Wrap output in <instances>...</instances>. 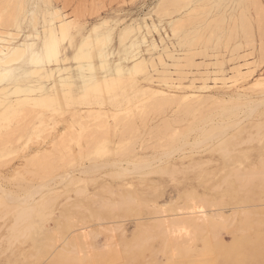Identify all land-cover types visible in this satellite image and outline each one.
I'll return each mask as SVG.
<instances>
[{"label": "bare ground", "instance_id": "obj_1", "mask_svg": "<svg viewBox=\"0 0 264 264\" xmlns=\"http://www.w3.org/2000/svg\"><path fill=\"white\" fill-rule=\"evenodd\" d=\"M182 1L187 2L185 12L178 9L175 13H169L163 9L166 3L176 5V3ZM157 2L154 9H156L158 25L165 23V28L168 29L170 35L163 28L165 37L159 36L160 45L151 40L149 45L143 47V52L148 57L150 56L149 63L142 56H138V52L133 53L128 58L131 63L130 67L125 66L123 68L120 63H117L115 69L112 70L117 77L112 79L111 74L106 72L103 80L98 81L93 80V77L85 78L81 76L79 78V75L74 76L71 70L66 67L51 68L60 64L61 48L64 43H67L65 41L69 31L74 26V20L66 18L67 16L62 13L61 9L53 5L52 0H0V166L3 167L2 165L8 161L5 159L24 151L23 148H26L29 143L39 141L43 144L51 139L50 148H38L32 155H27L24 164L11 171L13 176L0 175L1 213L3 218L8 214L13 215L12 223L10 226H6L7 232L3 235L4 237L1 236V240L6 241V248H15L16 245L22 244L28 238L34 236L36 243L24 255L26 262L32 260V264L37 263L49 252L50 254L47 256L50 262L46 264H96L98 260L102 264H107L102 250L105 251L107 248L110 250L112 247L108 242L112 241H106L110 248L106 245V248L104 247L105 249L102 248L101 250L102 254L100 252L95 254L92 250L93 253L91 252L92 254L87 257L78 243V241L87 240L90 237L89 233L81 231L80 226L85 224L84 219L82 221L78 220L73 213L64 218L66 222L64 225L67 230L78 228L76 229L77 233L73 235L70 242H64L66 235L64 237L63 227L59 224V221L55 220V225H53L56 228L55 230L46 227V220L48 216L52 215V207L55 201L57 202V199L61 198V193L58 194L55 193V190H51L53 185L63 183L67 187L80 186L87 180L85 179L86 176L88 181L93 183V175L96 176V172L107 168L117 169L122 174L144 173V169L147 173V167L154 163L155 156L145 159L144 153L138 152L139 150L136 151V142H140V140L148 142L146 146L140 147L145 149L150 148L149 145L152 144L163 148V143L172 141L177 144V147L172 149L175 154L176 150L179 151L187 146L195 148L212 141L225 144L230 140L226 137L227 131L239 127V124L243 125V123H240L242 121H240V117L249 120L251 117L255 119L254 116L261 115L264 112V75L255 79L247 90L242 89L244 91H240L239 89V92L228 97L207 93L218 82L226 86L228 82L245 81L253 77L255 67L263 64L264 12L262 10L264 9L261 8L258 0H158ZM192 4L195 5L193 9L190 6ZM249 6L254 8L255 20L250 18L247 13ZM145 20L143 19V22L145 23L147 35L151 36L154 32L158 34V25L152 21L148 24ZM136 24L138 25V23ZM137 25H135L136 27L131 24L126 25L125 29L128 27L130 37L131 33H137V31L140 33L141 27ZM122 29L119 31H122ZM127 36L125 35V37ZM89 39L86 35L76 48V52L80 53L82 48L88 47ZM142 40L144 41V36H142ZM138 44H131L136 46L134 50L140 48ZM140 44L142 45V43ZM158 50L160 51L158 52ZM226 54L229 55V59H227ZM154 55H156L157 63L153 62L155 61V57L153 59ZM195 57L201 58L196 60ZM84 59V54L77 55L74 53L71 60ZM25 65L30 68L18 72V74L14 73V66L22 67ZM227 65L228 71L225 68ZM47 67H50V69H46ZM40 72L42 74H39ZM59 72H62L63 76L52 80L48 84L38 83L36 85V80L31 81L35 83L33 86L26 88L18 84L22 81L20 76L23 77L27 73L51 79L50 77H54ZM125 76H137L145 84L138 91L139 94L124 101L125 108H92V105L86 111L81 109V112H83L77 116L79 128L76 129L70 125L69 130L61 133L58 138L53 137L55 126L58 123L50 122L52 121L51 116L56 115L55 112L68 109L64 108L62 110L63 106L61 107L58 104L59 93L67 99L65 103L74 104L75 99L73 97L79 94L72 89L73 86H76V82L82 81V92L85 95L89 93L88 91H98L100 84L104 85L105 93H108L112 89V85L123 83L122 79ZM230 86L231 84L225 88L230 89ZM20 94L21 97L18 99L8 100L11 95L20 96ZM73 110L76 111L77 107L70 108L69 111ZM257 124L259 123L257 122ZM111 133L112 139L109 136ZM190 135H194L192 141H189ZM72 145L77 146V155L70 149ZM209 145L211 147L212 143L205 145V147H209ZM167 150L163 149V153L159 154L160 157L163 155V158H168L171 152H165ZM213 152L215 151L213 150ZM160 157L156 161L161 162L162 158ZM103 158L105 160H102ZM194 162H192V165H194ZM159 164L161 166V163ZM123 165H126V167ZM255 165L251 169L234 171L237 172L234 174L236 180L239 183L242 182L240 188L244 189L254 184L253 182L257 178L264 179V159L259 161L258 167ZM158 170L160 169L158 168ZM74 171H77L78 175L73 174ZM150 172H153V170H150ZM113 173L110 174L113 176ZM12 180L15 186L14 190L7 188L6 185ZM148 184L152 185L151 183ZM233 186L232 188H234ZM109 187L102 184L98 190H101V193L105 191L110 194L111 189ZM121 189L123 190V188ZM130 189L132 191V188ZM74 191L76 200L70 208L77 211H81L80 209L89 211L90 218L96 220H101L102 217L106 216H118L122 212L129 213L132 207H136L134 209L140 212V206L146 202V200L145 202L142 201V195L139 198L138 195L116 192L117 200L112 202L109 199L98 198V196L91 199L84 187L76 188ZM182 196V204L176 207L178 211L182 212L178 216L155 217L151 225H147L148 223L140 224L141 228L137 225L141 231L131 239V243H127V240L120 235L121 238L116 243L122 245V249L120 250L121 247H119L116 251H113L116 246L113 245L114 249L105 251V254L114 255L111 262H115L114 264H132L135 257L140 256L139 253L141 252L139 251H148L147 249L151 245H147V243L156 239L160 241L161 246H159L161 251L158 250V252L172 258L170 261L166 260L164 264H249L253 260L256 261L252 257L254 253L248 251L246 246L251 244L257 248H264V223L255 224V220L252 221L250 215H246V213L245 215L241 213V217L237 213L239 218L233 220V222L228 221L216 210L204 211L214 207V201L210 202L212 199L208 201L199 195H197L199 197H194L192 193ZM66 197L64 200L69 199L68 196ZM77 198L80 199L79 202ZM86 202V206L91 204L95 206V209L88 210V207L85 206ZM151 202L149 201V204ZM125 207H128L129 210ZM153 208L155 213L162 214L163 209ZM134 209H132V212L135 211ZM253 224L255 225L253 226ZM227 225H230L229 229L223 230L222 227L227 228ZM219 228L226 235L229 231L231 235L230 242L227 241L229 244H224L225 242L220 238L221 236L216 231ZM117 229L122 230L118 226L112 228L115 232ZM209 232H211V237ZM208 235L209 237H207ZM58 237L60 238L58 239ZM63 237L64 239H62ZM59 241L68 248L60 247ZM192 241L201 242L202 252H195L194 246L191 245ZM135 249L136 251H134ZM149 249L151 248L149 247ZM145 252L142 254H145ZM231 253H233V256H231ZM155 254L153 253V257ZM158 254L156 257H158ZM136 260L138 261L137 258ZM252 263L254 264V262Z\"/></svg>", "mask_w": 264, "mask_h": 264}, {"label": "rangeland", "instance_id": "obj_2", "mask_svg": "<svg viewBox=\"0 0 264 264\" xmlns=\"http://www.w3.org/2000/svg\"><path fill=\"white\" fill-rule=\"evenodd\" d=\"M157 1L158 0H56V2H55V0H52L53 5H55L59 9H61L62 13L67 16L66 18H68V19L72 18L74 20V26L69 31V35L65 41L67 43H64L63 47L61 48V54H60V60L61 61L59 62L60 64H57L56 67L52 66L51 68L55 69L57 67H59V68H65L66 67V68H69L71 70V73L74 76L79 75L80 76L79 78H81V76H84L85 78L93 77V80L102 81L103 77L106 75V72H108V74H111L112 79L117 77L116 73L112 72V70L115 69L114 67L117 63H120L123 68L125 66L130 67L131 63H130V60L128 58L133 53L135 54L138 52L137 53L138 56L139 55L142 56V58H144V60H146L149 63V61H150L149 57L150 56L148 57V55L143 52V49H144L143 47H145V45H149L151 40H154V42L157 45H160L159 44L160 37H165V32L163 31V28H165V23L158 25L159 23H158L156 13H155L156 9H154L155 5L158 3ZM258 2L260 4L261 8L264 9V0H258ZM164 6L165 7L163 9H165V11H167L169 13H175L178 9H180L181 12H185V10L187 8V2L182 1L180 3H176V5H174V3H166ZM190 6L192 9L195 8V5H193V4ZM226 9L228 10V8H226ZM262 11L264 12V10H262ZM247 13L249 14L250 18L255 20L254 19L255 18V11H254L253 7L249 6ZM143 19L144 20L146 19L145 22L148 24H150V22L152 21L154 24L158 25V27H157L158 34L154 32L155 34L152 33L151 36H148L147 32H146V28H145V23L143 22ZM135 20H136V22H135ZM136 23H138V25ZM129 24H131L132 26L137 25V26L141 27L140 33H138V31H137L138 34L136 32H134L133 34L131 33V37H130V34H129L130 31L127 30L128 27L125 29L126 25H129ZM121 28H123L122 31H119ZM124 30H126V31L123 33ZM165 31L168 33V35H170V32L168 31V29L165 28ZM23 34H24V32H23ZM86 35H88V37L90 38L89 39L90 43H89L88 47L86 46V47L82 48L81 49L82 51L80 53L76 52V48L80 45V43L83 41V39ZM125 35L126 36L128 35V36L125 37ZM133 35H135L137 38H134L135 36H133ZM142 36H144V41L146 40L145 42L142 40ZM139 41H141V42H139ZM136 43H139L138 46H140L141 49L139 48L137 50H134L136 46H133V45ZM140 43H142V45H144V46H142ZM131 44H133V45H131ZM159 51L160 50H158V52ZM239 52H241V51H239ZM242 52H243V50H242ZM74 53H76L77 55H80L81 53L84 54L85 59L72 61L71 59H72ZM107 53H108V55H107ZM70 54H71V56H70ZM228 56L229 55H227V59H229ZM154 57H155V61H153V62L157 63L156 55L153 56V59H154ZM200 58L201 57H195L196 60H199ZM248 58H250V57H248ZM87 60H89V61H87ZM125 60H127V61H125ZM106 64H108V66H106ZM87 65H89V66H87ZM78 67H80V68H78ZM29 68L30 67L27 65L22 66V67H20V66L15 67L14 66V73L18 74V72H22V71L29 69ZM225 68L228 71V65L225 66ZM46 69H50V67H47ZM39 74H42V73L40 72ZM253 74H254L253 77H250V78L246 79L245 81L240 80L237 82L232 81V83L228 82L229 84L227 83L226 86L218 82V83H216V85H213V87L209 91H207V93L215 94V95H222V96L228 97L229 95H232L236 92H239V89H240V91L247 90L249 85H251V83L255 79H257L261 75H264V61H263V64H260L258 67H255ZM61 76H63V73L59 72V73H56L54 77H50L51 79H48V78H44V77H39V75L34 76V75L27 73L23 77L20 76V78H22L20 80H22V81L19 82L18 84H20V86H23L24 88L29 87L31 85L33 86L35 83H33L31 81H35V80H36L35 81L36 85L38 83L48 84V83L52 82V80L57 79L58 77H61ZM122 80H123V83L121 82L120 84L118 83L117 85H112V89L110 91H108V93H105L106 90H105L104 85L100 84L98 86L99 87L98 91H88L89 93L87 95H85V93L82 92V90H83L82 89L83 88L82 81H80V82L78 81L75 83L76 86H73V88H72V89L76 90L77 93H79V94H77L78 96L75 95L73 97V99H75L74 104L65 103L67 101V99L64 98L63 94L61 95L59 93L60 97H59V100L57 101V102H59L58 104L61 107L63 106L62 110H64V108L65 109L68 108V109L66 111L55 112L56 115L52 113L53 114L51 116L52 121H50V122H52V123L54 122V124L58 123L55 126L56 129L54 130L55 134L53 137L55 139L58 138L61 133L69 130L70 125L74 126L76 129H78L79 125L77 124V120H78L77 116L83 112V111L81 112V109L86 111V109L91 108L92 105H93L92 108L93 107L94 108L114 107V108H118V109L119 108L120 109L125 108L126 104L124 103V101L127 99H132V97L139 94L138 91H140V89L145 85L143 82H141V80H139V78L137 76H132V77L131 76H125ZM230 84H231V86L229 87L230 89H226ZM79 85H80V87H79ZM242 89H244V90H242ZM109 93H111V94H109ZM79 95H81L82 97ZM19 97H21V94H20V96L11 95V97L8 100H15V99H18ZM98 98H99V100H98ZM80 99H81V101H80ZM8 100H6V102H8ZM77 103H79V104H77ZM75 104H77V105H75ZM133 104H135V103H133ZM76 107H77L76 111L75 110H73L71 112L69 111L70 108H76ZM263 114H264V112H262L261 115L259 114L260 117H259V115L254 116V118L256 117L255 118L256 120L253 119V117H251L250 120L248 118H246L247 119L246 120L245 118L240 117L239 118L240 121L242 120L240 123H243V125L239 124V127L241 129L237 126L238 128L234 127L231 130H228L230 132L227 131L226 137L230 139L229 141H227L225 144L220 143L218 141H216V142L212 141L210 143H204L205 145L212 143L211 147H210V145H209V147L206 146V147H208L207 149H206L205 145L203 146V144L200 146H197L195 148H193V147L191 148V147L187 146L185 148L184 147L181 148V150H179L180 153H178L179 151L176 150V154H175V151L172 152V149L174 147H177V144L173 143L172 141H168V143L167 142L163 143L162 144V145H164L163 148H161V146L159 147V146L152 144V145H149L150 148H145V149H141L140 147L146 146V143H148V142H142V140H140V142L139 141L136 142V144H135L136 151L139 150L138 152L144 153L145 159H150V158H153V156H155L154 158L156 161V159L157 158L159 159L160 155L163 153V149L164 150L168 149L165 152H171V155L168 158H165V157L163 158L162 157L163 155H162L160 157V158H162L161 162H158V161H156V163H155V161H154V163L152 162L153 164H151L150 167H147L148 169L146 168L148 170V171L146 170L147 173L145 172V169H144V173H142V172L138 173L137 172L138 174H136V173H128V174L124 173V174H122V173H119L117 171V169H114V168L113 169L112 168L106 169L105 168L106 170L101 169L98 172H96V174H95L96 176L93 175L92 178L94 180L93 183H95L94 185L92 182L88 181L87 176L85 178V179H87L85 181V183L80 185V186H75V187L74 186H68L67 187L63 183L62 184L57 183V184L53 185L51 190H55V193H58V194L61 193V195H60L61 198L59 197L57 199V202L55 201L54 206L52 207V215L48 216V219L46 220V227L49 229L55 230L56 228H54L53 225H55L56 221H59L60 222L59 224L63 227L64 237L66 235L65 239H64V237L62 239L65 240L64 242H70L72 240L73 235H75L77 233L76 229H78V228H71V230L70 229L67 230L65 228V225H64L66 223L64 218L67 215H69L70 213H73L74 216H76V218L78 220L82 221L84 219L83 222L85 224L80 226V228H82L81 231L90 234V237L87 240L83 239V240L78 241V243L82 247L83 252L85 251L86 257L90 256L93 252L95 254L98 252H100L102 254V251H103L104 252L103 255L106 258L105 262L107 264H114L115 262H111V260L114 258V255L113 254L112 255L105 254V251H107L108 248L105 251L102 250V248L105 249L106 245L109 246V248H110V245H111V247H112L111 249L115 248L113 251H116L117 248H119V247H121V248H119L121 250L122 245L120 246V244L116 243V242H119V239L122 237L125 240H127V243H131V239L141 231V229H139L137 225H139L140 228H141L140 224L143 225V224L148 223L147 225H149V224L151 225L153 222V219L155 217L159 218V217H167V216L168 217L178 216L182 212L178 211L176 209V207L179 204H182V198H183L182 195L187 194V193L188 194L192 193V196L194 195V197L200 196L201 198L208 200V201H210L212 199L210 202L214 201L213 202L214 207H212L211 209H206L204 211L212 210V209L216 210V211L220 212L221 215L225 219H227L228 221L231 220L233 222V220L235 221V219L241 217L242 215H245V213H246V215L247 214L250 215L249 217L252 221L255 220L254 221L255 224L264 223V209H263L264 208V202H262V201H264V191H263L264 190V185H263L264 179L262 180L260 178H257L253 182L254 184H251V185L247 186L246 188L242 189V188H240V186L242 185V182L239 183L236 180V177L234 176V174L237 173L234 171H244L247 169H251L255 164H257L255 166L258 167L259 161L261 159H264V129H263L264 128V122H262L264 120ZM254 120H255V122H254ZM256 121L259 124H257ZM244 123H246V124H244ZM252 125H254V126H252ZM244 127L248 128V129H245ZM250 127H251V129H250ZM238 129H239V131H238ZM252 130H253V132H252ZM247 131H248L249 135H248V133L246 134ZM262 131H263V133H261ZM259 132H260V134H258ZM261 134H263V135H261ZM109 136L112 139V133ZM233 136H235V137H233ZM260 137H261V139H260ZM238 138H239V140H238ZM193 139H194V135H190L189 141H192ZM50 141H51V139H48V141H46L43 144L40 143L39 141H36L37 143L36 142L29 143L30 145L28 144V146L26 148L25 147L23 148L24 151H22V152L20 151L19 154L12 156L9 159H5V160H8L6 162L8 164L4 163L5 166L4 165H2L3 167L0 166V175L6 176V177L7 176H9V177L13 176V173L11 172V171H13V169L18 168L19 166L24 164L25 158L30 156V154L32 155L34 153V151H36V149H38V148H41V149L50 148ZM241 141H242V143H241ZM217 142H218L219 146L217 145ZM228 143H229V145H227ZM213 145L216 147H214ZM171 146H173V147H171ZM224 146L225 147L227 146L226 149H224L225 148ZM157 148H159V149H157ZM215 148H217V149H215ZM70 149L72 150V152L74 154H76V152H77V146L76 145L70 146ZM209 149H211V150L209 151ZM233 149H235V150H233ZM213 150L215 152H213ZM218 150H220V151H218ZM236 150H237V153H239V154L236 153ZM156 153H158V154L156 155ZM241 154H244V155H241ZM227 156H229L228 160H227ZM221 157H222V160H221ZM163 159H164V161H163ZM5 160H3V161H5ZM102 160H105V158H103ZM194 160H195V162H194ZM162 161H163V163H162ZM167 161H169V162H167ZM187 162L191 163V164L189 165ZM192 162H194V165H192ZM84 163L87 164L86 162H84ZM159 163H161V166L163 168L160 166ZM169 164H171V165H169ZM156 165H158V166H156ZM123 166L126 167V165H123ZM171 166H174V167H171ZM151 167H152V169H150ZM157 167L160 170H158ZM234 167H236V168H234ZM164 168L165 169L167 168V169L165 170ZM169 169H170V171H169ZM150 170H153V172H150ZM142 171H143V169H142ZM109 172L110 173L114 172L113 176ZM148 172H150L151 174ZM239 173H241V172H239ZM73 174L78 175L77 171H74ZM97 177H99V178H97ZM148 183H151L152 185H150ZM102 184H106L107 187L110 186L109 187V189H111V191H109L110 194L106 193L105 191L101 193V190L100 191L98 190V189H100L99 187ZM6 185H7V188H10L12 190L15 189L13 180L9 181ZM123 185H124V187H123ZM255 185H256V187L258 185V187H257L258 189L255 187ZM115 186H118V187L115 188ZM148 186H149V188H147ZM232 186L235 188V190H234V188H232ZM80 187L85 188V190L87 191V193L89 194L91 199H94V197L98 196V198L102 197V199H109L112 202L117 200V198H116L117 193H122V194L128 193V194H133L134 196L138 195L137 197H139V198H141V195H142L143 196L142 201L145 202V200H146L145 204L148 207L144 203H142L143 205L141 204L142 206H140V212L141 213L138 212L139 210L137 211V209L136 210L134 209L136 207H132V209L135 210V211L134 210L133 211L136 213L132 212V209L129 210V209H127L128 207L127 208L125 207L127 210L130 211L129 213L128 212L127 213L122 212L118 216H112V217L106 216V217H102L101 220H96L95 218H90L89 211H86V210L84 211V209L83 210L80 209L81 211L71 209L72 203L76 200L75 195H74L75 194L74 190L76 188L79 189ZM121 188H123L124 191ZM128 188H129V190H128ZM130 188H132V191ZM150 188H152V189H150ZM247 188H248V190H247ZM120 190H122L123 192ZM138 191L140 192V195H139ZM146 191H147V193H146ZM133 192H135V193H133ZM220 192H222V193H220ZM94 194L95 195L97 194V195L95 196ZM147 194L150 196H148ZM178 195H179V197H178ZM197 195H199V196H197ZM66 196L69 197L68 200H64L65 198H67ZM235 196H236V199H235ZM242 196H243V198L246 197L245 198L246 200L243 199ZM180 198H181V200H180ZM231 198L234 200H232ZM77 201L79 202L80 199L77 198ZM149 201H152L153 203L151 202L149 204ZM59 204L62 206H60ZM68 204H70V205H68ZM86 204H87V202L85 203V206H86ZM65 206L67 208H64ZM249 206H250V208H249ZM86 207H88V210H90V211L95 209V206H93L91 204H89V206H86ZM141 207H142V209H141ZM153 207H158V208L163 209L162 214L155 213V211L153 210L154 209ZM1 208L2 207H0V241H1L0 242V264H32V260H29L27 262L25 261L24 255L31 249V246L34 243H36V238H34V236H31V238H28V240L26 242L16 245L15 248H6L7 247L6 241L1 240V236L4 237L3 235L6 234V232H7L6 228L11 225L13 215L8 214V215L4 216V218H5L4 219L3 214L1 213ZM61 212H63V213H61ZM237 213L239 214V217H238ZM241 213H242V215H241ZM55 216H56V218H55ZM88 216H89V218H88ZM57 217H59V218L57 219ZM256 220H257V222H256ZM255 224H253V226ZM115 226H118L123 231L120 229H117V231L115 232L114 230H112V228ZM229 226L227 225V228L225 226H224L225 228L224 227H222V228H223V230L225 229V231H226L227 229H229ZM222 228H221V230H222ZM5 229H6V231H5ZM65 229H66V231H64ZM105 230H106V232H105ZM107 231H108V233H107ZM216 231L219 234V236H221L220 238H222V241L225 242V243L224 242L223 243L226 245L229 244V242L231 240V235H230L229 231H227L229 233V235H228V233L226 235L224 231H223L224 233H222V231H220V228L217 229ZM219 231L222 234H220ZM209 234L211 237V232H209ZM120 235H121V237H120ZM123 235H124V237H123ZM111 237H113V238H111ZM207 237H209V235ZM59 238L60 237H58V239ZM2 241H3V243H2ZM106 241L107 242L112 241V242H108L110 244L109 245ZM152 241H149L147 243V245L148 244L151 245V246H149L151 249H149V247H148V249H147L148 251L145 250L146 252L143 250L139 251V252H141V253H139L140 256L138 255L139 257H135V260L132 264H145L146 262H147L146 264H149L150 262H152V263L155 262L157 264H164L166 262V260L167 261L172 260V258L169 255L164 256L161 252H158V250L161 251V249H159L161 247L159 240L156 239V240H152ZM227 241H229V242H227ZM62 242H63V240H62ZM62 242L59 241L58 244L60 245V247L66 248L67 246H65V244H63ZM84 242H85V244H84ZM111 243H113V244H111ZM117 244H119V245H117ZM113 245L114 246L116 245V246L113 248ZM142 245H143V243H142ZM191 245L194 246L193 249L195 250V252H202L201 251L202 250L201 242L196 243V242L192 241ZM29 246H30V248H29ZM111 249L110 250L108 249V250L111 251ZM246 249L248 251H251L254 253V256H252L253 259L256 260V261H254V260L252 261V262H254V264H258V263L261 264V262H262V264H264V248H261V247L257 248L254 245L249 244L246 246ZM6 250H7V252H5ZM92 250H94V251L92 252ZM134 251H136V249ZM144 252H145V254H142ZM155 252H156V254H155ZM21 253H23V254H21ZM153 253L155 254L154 257H153ZM158 253H160V254H158ZM49 254L50 253L48 252L47 255L49 256ZM157 254H158V257H156ZM47 255H45L42 259H40L39 262L34 263V264H46L47 262H50ZM231 256H233V253H231ZM136 258L138 259V261L136 260ZM252 262H250L249 264H251ZM152 263H150V264H152ZM79 264H81V263H79ZM96 264H102V262L100 260H98L96 262Z\"/></svg>", "mask_w": 264, "mask_h": 264}]
</instances>
